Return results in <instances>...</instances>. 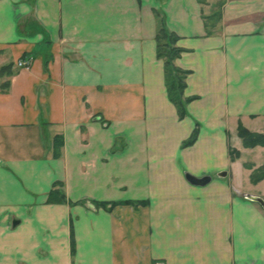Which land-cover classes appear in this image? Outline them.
<instances>
[{
  "label": "crops",
  "instance_id": "1",
  "mask_svg": "<svg viewBox=\"0 0 264 264\" xmlns=\"http://www.w3.org/2000/svg\"><path fill=\"white\" fill-rule=\"evenodd\" d=\"M219 1L0 0V264H264V209L246 198L264 179L245 167L264 146L238 135L264 134V0H222L215 18ZM156 12L189 72L183 119ZM56 184L66 201L49 203Z\"/></svg>",
  "mask_w": 264,
  "mask_h": 264
},
{
  "label": "trees",
  "instance_id": "2",
  "mask_svg": "<svg viewBox=\"0 0 264 264\" xmlns=\"http://www.w3.org/2000/svg\"><path fill=\"white\" fill-rule=\"evenodd\" d=\"M202 1V0H201ZM218 9L215 11V14L212 16L219 18L221 15L222 0L218 3ZM156 17L158 21V29L156 34L157 42V57L164 62L165 67V81L167 86V92L169 99L173 102L177 108L179 118L183 119L187 116V103L191 100L184 98V90L186 88V79L189 74L188 71L183 70L175 65V61L181 56L183 50L177 46L179 37L171 32L167 27L165 17L156 12ZM211 16V17H212ZM207 19V17H205ZM207 26V24H206ZM12 65L4 66L0 68V78L4 76L11 77L13 75ZM0 88L2 91H8L10 88V81L0 83ZM198 128L195 129L190 136V138L183 143L184 147L191 146L195 143L198 138ZM238 135L243 142L245 148H255L258 146H264V134H258L251 132L245 128L242 123L238 127ZM63 145V139L60 136L55 138V155L58 157L60 154V149ZM240 156V153L234 149H231L232 159H236ZM245 167L252 170L250 175V181L253 184H257L264 179V165L254 169L251 163L245 164ZM57 187V188H56ZM60 185H55V189L50 192L48 202L49 203H58L65 202L66 198L61 190L58 189ZM118 203H108L102 202L97 203V206L105 209H113ZM72 253H75V242L72 239Z\"/></svg>",
  "mask_w": 264,
  "mask_h": 264
},
{
  "label": "water",
  "instance_id": "3",
  "mask_svg": "<svg viewBox=\"0 0 264 264\" xmlns=\"http://www.w3.org/2000/svg\"><path fill=\"white\" fill-rule=\"evenodd\" d=\"M226 175V174H223ZM186 178L189 180L194 185L197 186H204L207 185L211 181L210 176H205V177H196L191 174H186ZM246 198L249 200H252L254 202H257L263 209H264V199L261 197L253 196V195H246Z\"/></svg>",
  "mask_w": 264,
  "mask_h": 264
},
{
  "label": "rangeland",
  "instance_id": "4",
  "mask_svg": "<svg viewBox=\"0 0 264 264\" xmlns=\"http://www.w3.org/2000/svg\"><path fill=\"white\" fill-rule=\"evenodd\" d=\"M237 151V150H236ZM248 152V151H247ZM245 153L244 154V158H245V160L248 162V161H253L254 160V162H256V161H258V160H256V158H255V156L253 155V153ZM240 153V152H239ZM258 159H260V156H258ZM259 162V161H258ZM254 168V167H253Z\"/></svg>",
  "mask_w": 264,
  "mask_h": 264
},
{
  "label": "built area",
  "instance_id": "5",
  "mask_svg": "<svg viewBox=\"0 0 264 264\" xmlns=\"http://www.w3.org/2000/svg\"><path fill=\"white\" fill-rule=\"evenodd\" d=\"M19 67H26L28 68L30 66V60H22L18 62Z\"/></svg>",
  "mask_w": 264,
  "mask_h": 264
}]
</instances>
